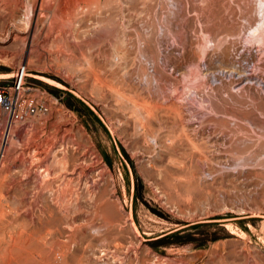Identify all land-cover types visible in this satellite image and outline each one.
I'll return each mask as SVG.
<instances>
[{
  "label": "rangeland",
  "instance_id": "1",
  "mask_svg": "<svg viewBox=\"0 0 264 264\" xmlns=\"http://www.w3.org/2000/svg\"><path fill=\"white\" fill-rule=\"evenodd\" d=\"M254 1L249 14L258 23ZM232 2L240 14L242 0ZM31 3L0 0V83L24 65L26 94L48 106L47 113L11 122L0 110L4 211L20 215L21 227L45 251L51 243L63 250L62 264H264V164L255 156L264 133L254 124L264 114L244 105L253 123L241 121L236 134L249 138L243 142L230 143L219 123L206 127L203 134L209 129L216 141L200 150L202 162L190 159L185 146H152L134 126L128 102L89 86L92 63L107 69L108 43H72L45 10L34 29L27 23L36 17ZM124 7L130 23L123 71L109 66L117 85L124 71L140 72L138 36L166 11L154 0H126ZM239 14L242 41L252 28ZM221 113L218 119L228 116ZM8 131L14 139L3 143ZM45 167L46 182L38 179Z\"/></svg>",
  "mask_w": 264,
  "mask_h": 264
},
{
  "label": "bare ground",
  "instance_id": "2",
  "mask_svg": "<svg viewBox=\"0 0 264 264\" xmlns=\"http://www.w3.org/2000/svg\"><path fill=\"white\" fill-rule=\"evenodd\" d=\"M232 1L154 0L160 9H166L165 15L156 24L148 22L149 31L138 36L139 42H143L135 49L140 72L133 76L124 71L121 85L113 82L109 66H118L123 71L125 29L130 23L123 14L126 0H32L31 11L36 12V17L27 23L36 29L41 11L45 10L53 14L55 26L68 33L72 43H108L107 69L105 65L92 63L89 70L88 83L93 92L105 97L115 95L128 102L134 113V126L144 138L148 137L152 146L163 143L168 148L185 146L189 148L190 159L202 162L206 157L200 150L214 139H210L209 129L207 135L203 134L206 127L219 123L223 137H228L230 143L243 142L249 138L238 136L236 131L242 127L241 121L250 120L252 114L244 105L255 104L252 109L264 114V0L254 1L260 15L258 23L249 14L251 1L234 0L242 3L240 14ZM189 8L199 10L198 15L190 17ZM238 14L252 28L242 41ZM239 44L243 50L236 49ZM249 63L252 67L246 70ZM232 101L240 106L230 105ZM221 112L228 116L219 120ZM254 124L263 134L264 120L261 118ZM13 139L9 131L2 135L3 143ZM198 139H202L201 143ZM3 154L4 148L0 162ZM255 156L264 164V147ZM38 173V179L46 182L50 171L45 167ZM62 197L60 193L57 200ZM2 200L5 199L0 197V264H62L65 252L57 250L55 243L46 251L41 248V242L33 241L21 227L23 218L4 211Z\"/></svg>",
  "mask_w": 264,
  "mask_h": 264
},
{
  "label": "built area",
  "instance_id": "3",
  "mask_svg": "<svg viewBox=\"0 0 264 264\" xmlns=\"http://www.w3.org/2000/svg\"><path fill=\"white\" fill-rule=\"evenodd\" d=\"M14 77L0 83V110L8 121L23 119L25 116L44 114L48 112L45 102L38 101L26 94L25 66L19 65L14 71Z\"/></svg>",
  "mask_w": 264,
  "mask_h": 264
}]
</instances>
